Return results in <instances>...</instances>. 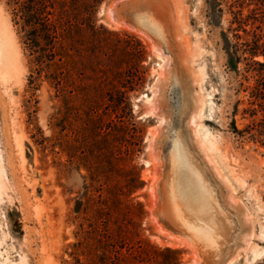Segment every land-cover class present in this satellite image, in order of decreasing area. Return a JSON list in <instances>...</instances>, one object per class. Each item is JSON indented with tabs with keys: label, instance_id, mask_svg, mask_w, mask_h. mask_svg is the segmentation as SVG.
<instances>
[{
	"label": "rangeland",
	"instance_id": "rangeland-1",
	"mask_svg": "<svg viewBox=\"0 0 264 264\" xmlns=\"http://www.w3.org/2000/svg\"><path fill=\"white\" fill-rule=\"evenodd\" d=\"M230 2L224 0V13L217 20L210 17L205 0H151V5L142 0L102 1L95 15L99 30L95 34L103 41V50L98 57L75 55V67L66 74L78 92L68 104L43 77L39 84L31 83V57L12 22V8L7 0H0V18L17 45V61L10 71L0 73V164L5 171L0 264H76L74 245L81 226L87 228L97 202L106 197L108 187L121 185L122 170L130 171L133 165L144 186L130 198L144 205L143 234L152 243L183 248L185 264H197L194 260L199 258L200 264H264V148L241 139L232 125L234 119L240 129L250 122L242 112L249 106L251 88L260 78L255 69L260 67L243 60L236 72L225 50L226 39L239 49L253 45L255 35L264 43V6L255 10L254 4L245 2L243 16H249L245 28L250 33H235ZM100 25L118 33H107ZM134 28L150 32L155 49L168 58L167 68ZM138 43L149 53L142 63L135 57ZM254 60L262 62L264 57ZM127 69L137 76L129 92L132 115L85 114V101L100 100L107 90L120 89ZM93 84L97 93L89 87ZM201 99H205L204 112L200 119L194 118L201 124L195 128L197 139L190 125ZM140 130L141 142L135 139ZM180 141H185L200 167L208 192L212 187L211 203L224 219L219 227L205 222L187 177H173L176 183L168 177ZM128 146L134 149L132 156L120 160ZM158 159L164 169L161 184L154 187ZM193 200L196 204H191ZM178 214L183 218H176ZM177 220L183 221L182 229ZM205 224L210 226L203 229ZM191 227L193 232L187 230ZM79 257L85 260L84 255Z\"/></svg>",
	"mask_w": 264,
	"mask_h": 264
},
{
	"label": "trees",
	"instance_id": "trees-1",
	"mask_svg": "<svg viewBox=\"0 0 264 264\" xmlns=\"http://www.w3.org/2000/svg\"><path fill=\"white\" fill-rule=\"evenodd\" d=\"M102 1L104 0H7V4L12 8V22L21 33V43L31 57L32 84H39L43 77L65 103L69 104L70 100L76 97L78 91L70 85L66 73L75 67L73 65L75 55L88 53L98 57L102 53L103 41L95 34L99 31L95 15ZM230 1L229 10L233 14L231 24H237L233 31L238 33L242 30L244 33H250L245 28L249 16H243L244 4L248 1V4L256 6L255 10H259L264 6V0ZM205 2L210 17L221 19L224 13L222 7L224 0ZM255 21L258 19L255 18ZM256 27L260 28V25ZM99 29L107 33H118L108 30L104 25H100ZM252 33L257 32L255 30ZM239 37L237 35V38ZM255 38L254 44L246 49H239L226 39L228 45L225 50L236 72L239 71L238 64L243 60H251L260 67L255 69L260 73V78L251 88L249 106L242 112L243 117L249 118L250 122L242 129L236 126L235 119L232 125L233 131L241 139H249L264 148V61L254 60L256 56L264 57V43L260 42L258 36L255 35ZM247 43L246 46L249 45ZM137 49L135 57L138 63H142L149 56L148 49L141 43H138ZM240 50L242 53H239ZM244 53L250 56L244 57ZM123 77L120 89L107 90L100 100L85 101V114H114L119 118L127 113L132 115L129 92L134 90L137 76L131 69H127ZM138 79L140 83H144L143 78ZM89 87L93 93L98 92L96 85ZM140 132L141 130L135 135L139 142L143 138ZM102 141L107 142L106 138ZM133 151L131 147H126L120 160L128 161ZM131 169L122 170L124 175L121 185L113 189L108 187L106 197L97 202L87 228L81 226L78 241L74 245L76 264H185L183 248L161 247L144 236L142 228V220L146 214L144 205L130 198L131 194L144 186V181L140 178L135 165ZM111 223L116 226L112 228ZM80 255L85 256L84 261Z\"/></svg>",
	"mask_w": 264,
	"mask_h": 264
},
{
	"label": "bare ground",
	"instance_id": "bare-ground-1",
	"mask_svg": "<svg viewBox=\"0 0 264 264\" xmlns=\"http://www.w3.org/2000/svg\"><path fill=\"white\" fill-rule=\"evenodd\" d=\"M142 1H145V2H149V4H150V1L149 0H142ZM155 3V2H154ZM144 4V3H143ZM143 4L141 3V5H142V7L141 8H143ZM151 5V4H150ZM145 6H146V4H145ZM149 6V5H148ZM140 8V7H139ZM139 8L137 9V10H139ZM145 8V7H144ZM149 8V7H148ZM152 8H154V7H152ZM151 9V8H150ZM149 9V10H150ZM145 10V9H144ZM148 10V11H149ZM154 10V9H153ZM157 11V10H156ZM111 12V11H110ZM147 12V11H146ZM151 12V11H150ZM154 13H155V11H153ZM159 12V11H158ZM137 13V12H136ZM135 13V14H136ZM153 13V14H154ZM152 15V14H151ZM162 15H164V14H162ZM151 17V16H150ZM146 19V18H145ZM155 19H156V16H155ZM159 19H161L160 17H159ZM163 19H164V17H163ZM145 21H147V20H145ZM159 21H161V20H159ZM166 21V20H165ZM164 21V22H165ZM141 23V22H140ZM143 23V22H142ZM147 23H149V22H147ZM166 23V22H165ZM150 25V24H149ZM152 25V24H151ZM154 25V24H153ZM153 25H152V27H153ZM118 26V25H117ZM138 26V25H137ZM148 26V25H147ZM147 26H145V28L147 27ZM122 27H124V26H122ZM127 27V26H126ZM129 28H132V27H130V26H128ZM142 27H144V26H142ZM149 27V26H148ZM152 27H150V28H152ZM157 27V26H156ZM159 27V26H158ZM157 27V28H158ZM118 28V27H117ZM141 28V27H140ZM149 28V29H150ZM167 28H168V26H167ZM166 28V29H167ZM140 35H141V37L143 38V39H145L146 41H148V42H150V45H152L153 46V48H154V52H157L158 53V55L160 56V58L162 57L163 58V62H164V64L162 65L164 68H167L168 66H169V61L165 58V57H163V51H161L160 49H155V45H153V41H152V38H151V35L149 36L148 34L150 33H148L147 34V32L146 31H144V30H140V29H137V28H134ZM143 29V28H142ZM147 29V28H146ZM153 29H155L154 27H153ZM151 30V31H154V30ZM162 29V28H161ZM131 30V29H130ZM157 30V29H156ZM158 30H160V27H159V29ZM156 32V31H155ZM160 32V31H159ZM166 32V31H165ZM157 33V32H156ZM167 33V32H166ZM160 35V34H159ZM167 37V36H166ZM154 39V41H155V38H153ZM164 41V40H163ZM157 43V42H156ZM162 43V42H161ZM157 45H158V43H157ZM161 46V45H160ZM161 48V47H160ZM170 60V59H169ZM17 61V45H16V42H15V40H14V38L11 36V34L9 33V31H8V27H7V25H6V23H5V21H3L1 18H0V73H1V75H3V74H5V73H7L8 71H10L11 70V68L13 67V65L15 64V62ZM16 68V67H15ZM168 71V70H167ZM166 71V72H167ZM161 73V72H160ZM160 73H159V75H160ZM166 76V75H165ZM164 77V76H163ZM167 77V76H166ZM158 78V77H157ZM164 79V78H163ZM159 86H160V84H159ZM155 93V92H154ZM199 93V92H198ZM157 96V95H156ZM150 99V98H149ZM148 99V100H149ZM205 99H201L200 101H201V104L199 105V109H197L198 110V112L192 117V120H191V122H192V125H190V126H193V130H194V134H195V136H196V138H197V136H198V133H197V131H196V129L198 128V127H200L201 126V124L200 123H198L197 121H195V119L194 118H196L197 117V119H200L201 118V115L203 114V112H204V105H205V101H204ZM154 101V100H153ZM195 101V100H194ZM197 101V100H196ZM149 102V101H148ZM160 115V114H159ZM193 115V114H192ZM161 116V115H160ZM191 117V116H190ZM161 118V121H163L164 120V118L165 117H160ZM191 122H189V123H191ZM193 124H195V127H194V125ZM162 125V124H161ZM196 128V129H195ZM160 129V128H159ZM192 129V128H191ZM198 132H199V129H198ZM155 135H156V133H154ZM154 135V136H155ZM198 139V138H197ZM195 140V139H194ZM152 142V141H151ZM155 141H154V139H153V142L152 143H154ZM185 142V141H184ZM183 141H180V143H179V145H178V147H177V150H176V153H175V156H174V158H173V156L171 157V158H173V160L171 161V166H169L170 167V173H169V178L172 176V178L173 177H175L176 179H178L179 178V176L180 175H184L185 177H187L188 178V180H189V182L191 183V185H192V187H194L195 189L194 190H196V193H195V195L197 196L198 195V199H199V203H200V207H201V211H202V213H203V215H205V222H207V223H209L211 226L213 225V226H221V223H223V221H224V219H222L221 218V215H219L218 213H217V210H216V207L213 205V203H211V194H209V192H210V190H211V192H212V187H211V189L209 190V192H208V187H207V185L204 183V182H202L203 180H202V178H203V175H202V172H201V169H200V167H198L197 165V163H196V161L191 157V152H190V150H187V147L185 146L186 144L184 143ZM198 142V141H197ZM201 144V143H200ZM158 155V154H157ZM173 155V154H172ZM154 158H156L157 156L154 154ZM158 158V157H157ZM158 161V162H157ZM155 163H156V165H154L155 166V169H154V171H155V177H154V180L152 179V183H153V185H154V187L156 186V187H158L160 184H161V179H160V176L163 174V165L161 164V162H159V159L157 160ZM161 161V160H160ZM154 163V164H155ZM215 163V162H214ZM204 173V172H203ZM154 174V173H153ZM5 175V171H4V167L0 164V193H1V191L4 189V182H3V176ZM184 176H182V177H184ZM162 177V176H161ZM181 177V176H180ZM174 179V178H173ZM180 179V178H179ZM183 179V178H182ZM202 180V181H201ZM174 181H175V179H174ZM180 181V180H179ZM205 181V180H204ZM177 182H178V180H177ZM182 182V181H181ZM165 183H166V180H165ZM172 183V182H171ZM175 183H176V181H175ZM207 183V182H206ZM178 184H180V182L178 183ZM177 184V185H178ZM152 185V186H153ZM165 185V184H164ZM163 185V186H164ZM168 185V184H167ZM172 185V184H171ZM189 185V184H188ZM210 185V184H209ZM151 186V187H152ZM179 186V185H178ZM180 186H183V185H180ZM179 186V187H180ZM173 187V186H172ZM175 187V186H174ZM185 187V186H184ZM187 187V186H186ZM171 188V187H170ZM176 188V187H175ZM158 189V188H157ZM184 189V188H183ZM182 189V190H183ZM155 190V189H154ZM173 190V189H172ZM181 190V191H182ZM186 190H187V188H186ZM189 191L191 190V189H188ZM177 191V190H176ZM154 192V191H153ZM173 192V191H172ZM175 192V191H174ZM172 193L174 196H175V193ZM179 192V191H178ZM183 192V191H182ZM191 192H194V191H191ZM190 192V193H191ZM170 193V192H169ZM189 193V194H190ZM171 194V193H170ZM169 194V195H170ZM172 194H171V198L173 199V201L174 202H176V203H178L176 200H178V198H176V197H173L172 196ZM182 194H185L186 195V197H187V194L185 193V192H183ZM188 194V195H189ZM191 194H193V193H191ZM154 195H155V192H154ZM194 195V194H193ZM178 196H179V194H178ZM177 196V197H178ZM181 196V195H180ZM179 196V197H180ZM156 197V196H155ZM169 198H170V196H169ZM214 198V197H213ZM171 199V200H172ZM186 199V198H185ZM196 199V198H195ZM198 199H197V201H198ZM158 201V200H157ZM179 201H181L180 199H179ZM215 201V200H214ZM213 201V202H214ZM172 203V204H175V203ZM182 202V201H181ZM184 202V201H183ZM195 201L193 200V203H191V204H196V203H194ZM180 203V202H179ZM190 204V205H191ZM167 205V204H166ZM176 205V204H175ZM179 205H181V203L179 204ZM173 205H171L170 207H172ZM177 206H178V204H177ZM194 206V205H193ZM193 206H191V207H193ZM167 207H168V205H167ZM183 207H184V205H183ZM188 207V206H187ZM187 207H185V208H187ZM195 207V206H194ZM174 209H176L177 207L175 206V207H173ZM178 208H181V207H178ZM177 208V209H178ZM184 208V209H185ZM159 209V208H158ZM183 208L181 209L182 211L184 210ZM188 210H190V209H188ZM195 210V209H194ZM164 211V210H163ZM179 211H180V209H179ZM179 211H178V213H179ZM199 211V210H198ZM161 212H162V210H161ZM168 212V211H167ZM172 212V211H171ZM171 212H170V214H171ZM175 212V211H174ZM185 212V211H184ZM198 213V212H197ZM164 214L166 215L167 213H165V211H164ZM168 214H169V212H168ZM173 215H175L174 213H172ZM180 214H182L183 215V212L181 213V211H180ZM185 214V213H184ZM200 214V213H199ZM163 215V214H162ZM177 215V214H176ZM182 215H180L179 216V214H178V216H176V218L178 217H181ZM167 216V215H166ZM170 216V215H169ZM185 216H186V218H187V215H184V218H185ZM189 216V215H188ZM175 217V216H174ZM194 217V216H193ZM181 218H183V217H181ZM185 218V219H186ZM189 218H191V217H189ZM193 219V218H192ZM197 219V218H196ZM174 220V219H173ZM176 220V219H175ZM188 220V219H187ZM178 221V220H177ZM177 221L175 222L176 224H177ZM181 222H183V221H181ZM180 221H178V223H179V226H180V223H181ZM204 222V223H205ZM174 223V222H173ZM174 223V224H175ZM187 223H188V221H187ZM189 224V223H188ZM193 224V223H192ZM196 224V223H195ZM199 224V223H198ZM201 225H202V223H200ZM199 224V225H200ZM209 224H205L206 226H204L203 227V229L204 228H206L207 226H210ZM190 225V224H189ZM189 225H187L188 226V228H189ZM176 226H178V225H176ZM183 225H181L180 227V229H182L183 227H182ZM186 226V227H187ZM192 226V225H191ZM202 229V228H201ZM201 229H199V230H201ZM184 230H186V228H184ZM188 231L189 230H191V232H193V230H192V227H191V229H187ZM195 230V229H194ZM178 233H180V232H178ZM200 233H203V232H200ZM205 233V232H204ZM203 233V234H204ZM184 234V233H183ZM187 234V233H186ZM180 235H181V233H180ZM174 236H177V235H175L174 234ZM182 236V235H181ZM180 236V237H181ZM189 237V236H188ZM173 239V238H172ZM183 239V238H182ZM181 239V240H182ZM185 240V239H184ZM179 241H180V239H179ZM194 242V241H193ZM192 242V243H193ZM195 243V242H194ZM247 243V242H246ZM189 244L187 243V245L186 246H188ZM195 245H198V244H195ZM246 246V245H245ZM192 247V246H191ZM197 248V247H196ZM197 250H199V249H197ZM199 252V251H198ZM199 254V253H198ZM193 256V255H192ZM194 257V256H193ZM200 257V256H199ZM198 257V258H199ZM237 257V256H236ZM194 258H196V257H194ZM232 258V257H231ZM200 259V258H199ZM199 259H198V261L197 260H194V262L196 261V263L197 264H200V261H199ZM193 262V263H194ZM226 262H228V261H226ZM232 263V261H230L228 264H231ZM14 264V263H13ZM227 264V263H226Z\"/></svg>",
	"mask_w": 264,
	"mask_h": 264
}]
</instances>
